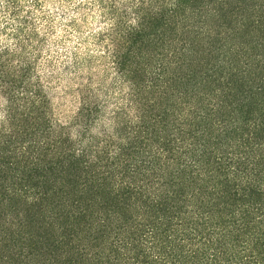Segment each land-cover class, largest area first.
I'll return each instance as SVG.
<instances>
[{"label":"trees","instance_id":"obj_1","mask_svg":"<svg viewBox=\"0 0 264 264\" xmlns=\"http://www.w3.org/2000/svg\"><path fill=\"white\" fill-rule=\"evenodd\" d=\"M2 3L0 264H264V0H82L70 123L44 1Z\"/></svg>","mask_w":264,"mask_h":264},{"label":"rangeland","instance_id":"obj_2","mask_svg":"<svg viewBox=\"0 0 264 264\" xmlns=\"http://www.w3.org/2000/svg\"><path fill=\"white\" fill-rule=\"evenodd\" d=\"M0 0V16L3 18L2 2ZM31 5L30 0H21ZM43 12L49 15L53 22V32L48 38L46 53L43 60H49L51 65L46 66V71L53 74L50 82V99L55 118L63 123L72 122L78 109V98L76 94L78 82L73 80L67 73L73 52L86 54L92 52L99 54L92 43L91 35L98 30L97 17H89L87 24H82L80 33L69 27V19L72 17L73 8L82 0H66L61 5L59 0H43ZM46 64V63H45ZM106 60L98 62V68L94 72V80L101 78L103 70L106 69Z\"/></svg>","mask_w":264,"mask_h":264}]
</instances>
